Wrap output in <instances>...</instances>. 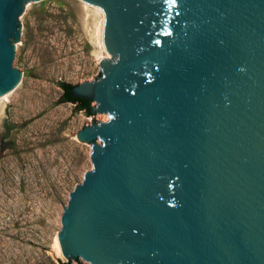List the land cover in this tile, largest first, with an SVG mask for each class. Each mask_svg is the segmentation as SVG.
I'll return each instance as SVG.
<instances>
[{"label": "water", "instance_id": "1", "mask_svg": "<svg viewBox=\"0 0 264 264\" xmlns=\"http://www.w3.org/2000/svg\"><path fill=\"white\" fill-rule=\"evenodd\" d=\"M31 1L0 0V99ZM83 1L111 56L68 92L110 118L77 132L93 170L61 216L64 264H264V0Z\"/></svg>", "mask_w": 264, "mask_h": 264}, {"label": "rangeland", "instance_id": "2", "mask_svg": "<svg viewBox=\"0 0 264 264\" xmlns=\"http://www.w3.org/2000/svg\"><path fill=\"white\" fill-rule=\"evenodd\" d=\"M93 6L36 0L19 16L13 44L21 77L15 93L0 99V264L66 262L56 243L61 216L70 193L93 170V142L77 132L110 118L92 113L93 101L88 111L64 100L61 87L103 75L101 16ZM68 264L90 263L76 258Z\"/></svg>", "mask_w": 264, "mask_h": 264}, {"label": "trees", "instance_id": "3", "mask_svg": "<svg viewBox=\"0 0 264 264\" xmlns=\"http://www.w3.org/2000/svg\"><path fill=\"white\" fill-rule=\"evenodd\" d=\"M73 86L72 84L69 83H65L63 82L61 84V87L63 89V98L66 101H71V102H78L79 103V109H86L88 111H90L91 107L89 105L90 101L85 100V99H79V98H74L71 96V94L68 92V88Z\"/></svg>", "mask_w": 264, "mask_h": 264}, {"label": "bare ground", "instance_id": "4", "mask_svg": "<svg viewBox=\"0 0 264 264\" xmlns=\"http://www.w3.org/2000/svg\"><path fill=\"white\" fill-rule=\"evenodd\" d=\"M93 9L95 10V11H97L98 13H100V16H101V20H100V26H99V31H98V33H100V35L98 34V36H99V45H100V47H101V51H103L104 52V55L106 56V57H108L109 56V52L105 49V47H104V45H103V27H104V20H105V17H104V12H103V9L101 8V7H97V6H93ZM2 99V98H1ZM58 241H56V243H57ZM57 251H58V254H60L61 253V249H60V246H59V243L57 244ZM61 256V255H60Z\"/></svg>", "mask_w": 264, "mask_h": 264}, {"label": "flooded vegetation", "instance_id": "5", "mask_svg": "<svg viewBox=\"0 0 264 264\" xmlns=\"http://www.w3.org/2000/svg\"><path fill=\"white\" fill-rule=\"evenodd\" d=\"M91 102V101H90ZM77 103V105L79 106V103L78 102H76ZM89 105H90V103H89ZM86 110V109H85Z\"/></svg>", "mask_w": 264, "mask_h": 264}]
</instances>
